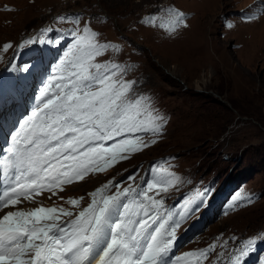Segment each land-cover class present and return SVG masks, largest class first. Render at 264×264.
<instances>
[{"label": "rangeland", "instance_id": "374dc122", "mask_svg": "<svg viewBox=\"0 0 264 264\" xmlns=\"http://www.w3.org/2000/svg\"><path fill=\"white\" fill-rule=\"evenodd\" d=\"M169 9L184 14L171 32ZM148 17L155 22H145ZM85 24L99 42L119 45L97 62L126 66L124 79L135 82L133 93L149 97L154 114L166 123L159 135H142L146 148L126 153L127 159L106 172L90 173L56 195L43 192L17 207L64 206L76 212L69 198L83 197L86 207L88 194L110 179L122 188L136 187L149 165L145 183L171 181L166 192L156 196L154 189L151 195L165 204L184 194L170 210L174 213L192 200L190 188L209 192L189 213L205 209L199 216L205 222L197 221L191 243L181 240L175 258L215 244L201 264H230L236 250L253 239L241 264H264V0H0V70L17 49L12 64L29 67L27 59L34 57L43 85L73 42L72 33ZM50 40L53 46L43 51ZM29 44L34 49L26 55ZM215 200L218 212L210 211ZM6 209L16 210L5 208L0 216ZM188 215L176 234L191 222Z\"/></svg>", "mask_w": 264, "mask_h": 264}, {"label": "snow or ice", "instance_id": "6c2138e0", "mask_svg": "<svg viewBox=\"0 0 264 264\" xmlns=\"http://www.w3.org/2000/svg\"><path fill=\"white\" fill-rule=\"evenodd\" d=\"M168 11L171 32L183 23L184 14ZM72 36L64 58L39 89L34 109L0 157V209H16L0 216V264H170L176 230L197 210L189 200L177 213L162 211L164 202L156 196L167 191L170 180L122 188L110 179L88 194L86 207H81L83 197L69 198L76 212L63 206L17 207L45 191L56 195L90 173L106 172L127 159L126 153L146 148L142 135H159L166 123L154 114L149 97L133 93L135 82L124 79L126 66L97 62L109 49L119 51V45L99 42L87 24ZM154 189L156 196L150 194ZM254 243L245 241L230 264H241ZM215 247L184 253L171 264H201Z\"/></svg>", "mask_w": 264, "mask_h": 264}, {"label": "bare ground", "instance_id": "6f19581e", "mask_svg": "<svg viewBox=\"0 0 264 264\" xmlns=\"http://www.w3.org/2000/svg\"><path fill=\"white\" fill-rule=\"evenodd\" d=\"M45 192H47V191H45ZM64 207V206H63ZM6 211H7V209H6ZM5 212V211H4ZM2 215V214H1ZM3 216V215H2Z\"/></svg>", "mask_w": 264, "mask_h": 264}]
</instances>
